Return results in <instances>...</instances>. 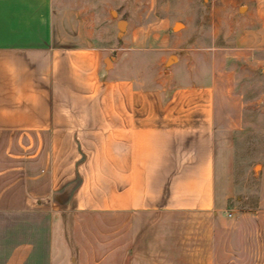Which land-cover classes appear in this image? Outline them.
Returning <instances> with one entry per match:
<instances>
[{
  "label": "crops",
  "instance_id": "crops-1",
  "mask_svg": "<svg viewBox=\"0 0 264 264\" xmlns=\"http://www.w3.org/2000/svg\"><path fill=\"white\" fill-rule=\"evenodd\" d=\"M56 19L0 0V264H216L227 218L264 216L230 206L215 74L145 72Z\"/></svg>",
  "mask_w": 264,
  "mask_h": 264
},
{
  "label": "rangeland",
  "instance_id": "rangeland-1",
  "mask_svg": "<svg viewBox=\"0 0 264 264\" xmlns=\"http://www.w3.org/2000/svg\"><path fill=\"white\" fill-rule=\"evenodd\" d=\"M52 2L66 42L80 33L82 42L105 46L112 57L134 53L145 72L162 76L174 66L178 73L206 67L215 74L218 110L236 141V179L243 186L230 206L264 216V0ZM216 264H264V218H227Z\"/></svg>",
  "mask_w": 264,
  "mask_h": 264
},
{
  "label": "water",
  "instance_id": "water-1",
  "mask_svg": "<svg viewBox=\"0 0 264 264\" xmlns=\"http://www.w3.org/2000/svg\"><path fill=\"white\" fill-rule=\"evenodd\" d=\"M122 25H123V23L120 24V26H122Z\"/></svg>",
  "mask_w": 264,
  "mask_h": 264
}]
</instances>
